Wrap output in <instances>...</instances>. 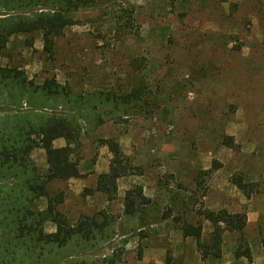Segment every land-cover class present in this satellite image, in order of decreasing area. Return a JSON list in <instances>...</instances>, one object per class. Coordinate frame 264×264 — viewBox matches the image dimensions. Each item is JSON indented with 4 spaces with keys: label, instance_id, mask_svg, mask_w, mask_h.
Instances as JSON below:
<instances>
[{
    "label": "rangeland",
    "instance_id": "1",
    "mask_svg": "<svg viewBox=\"0 0 264 264\" xmlns=\"http://www.w3.org/2000/svg\"><path fill=\"white\" fill-rule=\"evenodd\" d=\"M66 1L74 22L55 38L52 56L42 52L39 32L10 36L0 64L20 69L30 85L21 99L15 97L18 105L6 95L13 87L1 84L0 113L4 107L17 106L69 111L72 103L65 105L61 96L48 98L40 89L50 78L75 95L101 91L102 96L107 92L126 96L141 86V98L128 106V112L104 115L101 123L94 118L89 125L79 118L86 130L70 143L71 158L82 175L47 183L51 194L62 191L56 208L68 223L98 210L115 216L114 233L83 252L91 257L113 251L115 264H135L145 248L156 246L165 248L164 264L166 256L171 264H183L173 254L180 237L171 219L179 203L170 200L181 183L190 192L189 206L194 210L217 209L212 205L220 200L219 186L228 190L231 207H238L237 190L244 200L251 199L260 210L259 219L240 231H229L226 241L235 234L236 245L231 252L227 247L234 258L228 261L264 264L254 261L257 252L264 258V0ZM31 37V44L24 43ZM92 103L102 105L94 98L82 106L86 115L92 113ZM223 135H232L234 146H226ZM107 138L116 140L129 160L109 200L95 189L97 174L108 169L112 156L104 143ZM55 141V146L65 143L61 137ZM30 157L43 173L45 150L34 147ZM208 168L209 175L198 176L206 186L201 195V188L194 191L193 177ZM237 177L242 187L234 184ZM135 185L151 201L139 206L137 213L123 215L124 192ZM36 205L44 208L45 196L38 197ZM205 222L203 239L210 226ZM43 228L61 229L52 220ZM76 239L54 246L42 259L81 256L84 243L75 246ZM191 241L198 247L197 240ZM235 249L244 254L236 256ZM154 255L160 260V254ZM19 259L16 264L27 263Z\"/></svg>",
    "mask_w": 264,
    "mask_h": 264
},
{
    "label": "trees",
    "instance_id": "2",
    "mask_svg": "<svg viewBox=\"0 0 264 264\" xmlns=\"http://www.w3.org/2000/svg\"><path fill=\"white\" fill-rule=\"evenodd\" d=\"M67 3L66 0H0V56L3 55L11 35L29 32L40 33L42 52L52 56L55 38L63 33L66 26L74 22V13L69 10ZM31 41L32 37L25 39L24 43L31 44ZM7 83L9 87H13L12 92L8 91L6 94L11 104L21 105L15 97L19 96L21 99L22 91L27 90L30 81L24 79L20 69L0 64V85ZM40 89L46 97L61 96V102L65 105L72 103V106L69 111L63 112H47L41 108L19 109L18 106L4 107L0 113V264H16L17 258L25 260L26 264H115L117 256L113 251L109 254H94L91 257L85 252L93 250L97 242L109 238L114 233L115 216L105 210H98L93 215H85L74 223H68L56 208L63 199L62 191L51 194L47 183L82 175L77 161L71 158L74 145L70 143L77 142L81 133L86 130L79 118H85L89 125L94 118L101 123L105 120L104 115L119 116L122 112H128V106H133L141 98L142 88L136 87L126 96H119L114 92H107L102 96L104 93L101 91L75 95L70 93L65 85H59L54 78H50L46 79ZM94 98H99L102 105L96 107L95 103H92L89 106L92 113L86 115L82 106H88ZM94 113L95 116L91 117ZM59 137L63 138L65 143L54 146L53 140ZM104 143L112 156L108 169L97 174L95 189L106 195L109 200L116 191L117 178L127 171L129 160L116 140L107 138ZM223 143L229 147L234 146L232 135H223ZM34 147L45 150L47 168L43 173L39 172L30 157ZM210 172L208 168L196 173L193 177L196 188L194 191L201 188V195L205 194L204 179L198 176L209 175ZM233 182L238 187L244 185L240 177L234 178ZM187 189V186L178 183L175 193H171L172 204L173 201L179 203L178 210L171 220L183 237H192L199 242L198 249L202 258L208 255L218 257L223 232L242 230L246 223L245 213L208 207H198L194 210L189 206L192 197ZM41 196L46 198L44 208L36 205L37 198ZM122 201V214L133 215L138 212L139 206L146 205L151 200L143 193L141 186L135 185L125 190ZM47 220L56 221L61 229L45 231L43 223ZM202 220H207L211 226L206 239H203ZM153 221L155 220L150 219L149 222ZM76 237L75 246L84 243L80 245L81 256L69 255L59 260L54 257V262L42 259L43 254L50 253L54 246H62ZM234 254L241 256L244 253L235 249ZM165 264H171L169 256H166Z\"/></svg>",
    "mask_w": 264,
    "mask_h": 264
},
{
    "label": "crops",
    "instance_id": "3",
    "mask_svg": "<svg viewBox=\"0 0 264 264\" xmlns=\"http://www.w3.org/2000/svg\"><path fill=\"white\" fill-rule=\"evenodd\" d=\"M58 139V138H56ZM54 144H57L58 141H55V139L53 140ZM57 142V143H56ZM55 146V145H54ZM59 146V145H58ZM70 178H77V177H70ZM218 186V185H217ZM218 188V187H217ZM223 187L219 186V189H216L219 192H222L220 200H218V202H214L213 203V207L217 208V209H221L224 208L226 209L228 212H244L245 216H246V223H255L258 221L259 219V215L260 214V210L257 209L256 205H254V203L252 202L251 199L244 200L241 196H240V192H234L237 194V205L238 207H231L234 204H229V193L228 190H223ZM244 200V201H243ZM210 206V205H209ZM231 209V210H230ZM205 223L209 222L207 220H205ZM210 225V224H209ZM175 227V226H174ZM175 229V228H173ZM203 227H202V232H203ZM178 230L179 234L178 236L180 237L178 240H176V244H175V252H173V254H175V256H177V258H180L183 262V264H203V263H208V264H229V262L231 261L230 258H233V256L231 254H229L227 252V247L230 249V252L232 251V249L235 247L236 245V239H235V234L232 235V239L230 241H226V237L229 236V231L230 230H225L222 234V241L220 244V255L218 257H212V256H206L205 258H202L201 253L198 249V247L196 246L195 241H191L192 237H183L181 232ZM211 230V226L208 227V232H210ZM235 231V230H233ZM193 240H195L193 238ZM257 251V250H256ZM154 253L160 254V260L158 258L155 257ZM258 253V252H257ZM257 253L254 255V261L255 262H261L264 261L263 257H259L257 255ZM165 256V248L164 247H156L153 246L151 248H145L142 251V254L140 255V257H138V259L136 260L135 264H149L150 260H153L151 262H153L154 264H164L163 259ZM234 259V258H233ZM230 260V261H228Z\"/></svg>",
    "mask_w": 264,
    "mask_h": 264
}]
</instances>
